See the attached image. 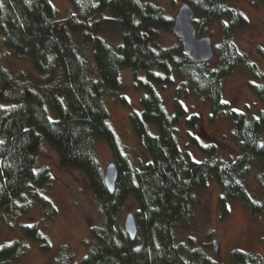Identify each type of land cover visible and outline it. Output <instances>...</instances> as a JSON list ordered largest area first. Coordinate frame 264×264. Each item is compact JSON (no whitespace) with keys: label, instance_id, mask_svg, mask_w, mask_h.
<instances>
[{"label":"trees","instance_id":"trees-1","mask_svg":"<svg viewBox=\"0 0 264 264\" xmlns=\"http://www.w3.org/2000/svg\"><path fill=\"white\" fill-rule=\"evenodd\" d=\"M181 1L193 8L199 36L215 22L223 23L214 67L211 60H189L180 40L160 45L161 32L170 31L173 20L151 0H68L72 10L65 18L55 16L49 0H0V31L6 49L13 56L30 59L38 73L48 74L43 83L14 76L0 57V106L4 107L0 210L25 211L27 205L17 200L28 182L41 185L48 180L47 169L35 168L41 144L47 142L57 152L60 168L83 175L101 216L100 223L89 228L91 244L79 263L66 245H59L49 264H264L261 256L237 249L230 252L227 263L215 261L201 248L186 251L175 242L176 230L188 220L194 191L205 188L210 180L222 191L218 199L222 219L228 215V199L247 203L253 214L264 208V199L253 198L245 183L252 168L264 164V109L247 118L243 112L228 110L222 92L223 78L245 61L233 34L248 21L228 0ZM260 1L264 8V0ZM112 33L118 34L117 42L110 40ZM88 51L90 69L84 58ZM257 52L264 56L261 47ZM124 68L130 69L134 88L142 91L138 109L128 113L132 131L149 156L140 168L120 150L103 100L105 91L119 88ZM247 69L253 80L248 87L264 105V73L252 62ZM176 79L179 84L173 91L174 113L170 115L156 87L174 86ZM189 96L208 103L210 124L229 113L233 147L220 135L198 134L202 118L186 105ZM119 100L129 106L124 96ZM182 123L186 145L201 152V161L192 160L180 147L177 127ZM150 124L156 128L154 133ZM95 139L105 140L114 157L118 175L113 193L105 186ZM257 177L264 193V172ZM129 196L138 206L133 212L138 228L134 240L117 223ZM42 206L46 218L53 216L56 209L49 200L43 199ZM20 229L43 253L50 252L39 224H22ZM21 255L18 241L0 245V264H18Z\"/></svg>","mask_w":264,"mask_h":264},{"label":"rangeland","instance_id":"rangeland-1","mask_svg":"<svg viewBox=\"0 0 264 264\" xmlns=\"http://www.w3.org/2000/svg\"><path fill=\"white\" fill-rule=\"evenodd\" d=\"M49 1L57 18H65L72 10L68 0ZM151 2L163 8L172 20L182 5L181 0H151ZM228 3L246 17L248 24L233 34L234 42L244 54L245 61L223 78V99L228 103V110L243 112L247 118H251L264 109L262 102L248 87L253 80L247 69V63L252 62L260 73H264V56L257 52L258 47L264 50V8L260 0H228ZM222 28L223 23L218 21L206 29L203 34V36H209L210 30H213L211 36L212 43H214L212 67L219 54L218 43L221 39ZM116 33L110 35V40L118 41ZM178 41L179 38L171 30L161 32L160 45H172ZM0 57L14 76L23 75L37 83H43L48 78V74L35 71L30 59L12 55L4 45L1 31ZM84 58L89 68L91 64L89 51ZM178 84L179 81L176 79L174 86L164 89L156 87L170 115L174 113L173 91ZM141 93L142 91L136 90L133 86V77L129 68L122 70L120 86L116 91L108 90L103 93V100L109 115L108 121L117 137L120 150L130 157L136 168H140L149 160L148 153L132 131L128 120L129 110L138 109ZM120 96L128 100L129 106L121 105ZM182 101L184 102V97ZM185 103L201 114V131L198 133L201 137L204 131L211 135H220L222 141L233 147L230 139L232 123L228 112L221 114L215 123L210 124L208 121L210 110L206 101L196 102L192 96H189ZM47 110L50 118H53L55 114L49 104H47ZM3 112L4 107L0 106V118ZM191 112L190 110L189 113ZM155 129V126L150 124V131L154 133ZM177 129L180 147L183 151L186 149L192 160L201 161L203 158L201 152L193 145H186L184 123L178 125ZM93 147L96 158L103 169L108 163L114 162L112 152L105 140L95 139ZM220 150L221 155L227 157L222 149ZM35 168L36 170L47 169L49 178L41 185H36L33 181L28 182L21 198L17 200L18 204L27 205L25 211L18 210L12 213L0 210V245L13 241L19 242L22 255L18 264H49L56 255L57 247L66 245L74 261L79 263L91 244L90 226L98 225L101 221L97 201L78 170L59 167L57 152L47 142L41 144L35 158ZM260 171L264 172V164L252 168L245 178L249 192L257 201L264 199V193L257 177ZM221 195L220 186L213 180H210L205 188H198L194 191L188 220L184 226L176 230L175 242L184 245L186 251L201 248L206 256L224 263L228 262L230 252L236 249L259 255L264 259V208L261 212L253 214L247 203L240 199H228L226 202L228 215L222 219L218 208V199ZM43 199L49 200L56 209L50 218L45 217ZM137 207L135 199L129 196L118 214V225L123 226L127 213L134 212ZM32 223L39 224L41 231L48 237L51 245L49 253H43L38 243L23 236L20 226ZM213 241L218 246L216 251L213 249Z\"/></svg>","mask_w":264,"mask_h":264},{"label":"water","instance_id":"water-1","mask_svg":"<svg viewBox=\"0 0 264 264\" xmlns=\"http://www.w3.org/2000/svg\"><path fill=\"white\" fill-rule=\"evenodd\" d=\"M194 10L183 2L174 16L171 32L179 38L186 57L196 63H203L211 60L214 56L211 36H198L193 23ZM117 168L115 162L108 163L104 168V183L109 193H113L117 179ZM123 228L131 240L137 236L138 228L133 212L127 213L124 219ZM214 251L218 246L215 241L212 242Z\"/></svg>","mask_w":264,"mask_h":264}]
</instances>
